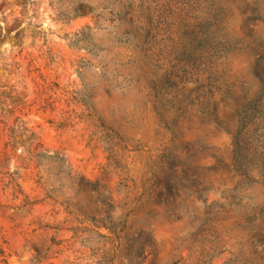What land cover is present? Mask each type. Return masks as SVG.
Segmentation results:
<instances>
[{"label": "rangeland", "instance_id": "obj_1", "mask_svg": "<svg viewBox=\"0 0 264 264\" xmlns=\"http://www.w3.org/2000/svg\"><path fill=\"white\" fill-rule=\"evenodd\" d=\"M0 264H264V0H0Z\"/></svg>", "mask_w": 264, "mask_h": 264}]
</instances>
